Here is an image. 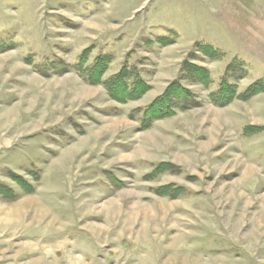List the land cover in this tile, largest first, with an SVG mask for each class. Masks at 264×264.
<instances>
[{
  "label": "rangeland",
  "instance_id": "374dc122",
  "mask_svg": "<svg viewBox=\"0 0 264 264\" xmlns=\"http://www.w3.org/2000/svg\"><path fill=\"white\" fill-rule=\"evenodd\" d=\"M101 56L149 90L112 99ZM187 59L201 106L143 128ZM0 186V264H264V0H0Z\"/></svg>",
  "mask_w": 264,
  "mask_h": 264
},
{
  "label": "trees",
  "instance_id": "16d2710c",
  "mask_svg": "<svg viewBox=\"0 0 264 264\" xmlns=\"http://www.w3.org/2000/svg\"><path fill=\"white\" fill-rule=\"evenodd\" d=\"M198 46L200 47L198 51L202 52L204 56L208 58L217 59L222 56L217 55L219 52L209 45ZM190 58L194 59L196 55H191ZM110 62L111 59L109 56H101L93 66L83 69L81 65H78V68L85 72V78L91 83H104L110 97L122 103L139 99L149 90L150 87L142 79L140 72L136 68L127 66L123 67L109 79L103 81V75L107 71ZM181 71L182 75L179 79L171 82L165 91L156 97L148 106L138 110V112L142 114L141 121L143 128H149L156 120L173 116L177 111H187L201 106L202 103L198 95L186 87L182 83V80L208 86L212 82L209 70L187 59L183 62ZM237 72H245L244 65L240 62L230 63L218 90L210 93L209 98L212 103L218 106H225L237 97L236 86L228 82V77L239 79L241 76H244V73L238 76ZM259 83L260 82L250 85L245 92L238 96L244 99L250 98L259 91V89H257ZM15 180L20 184L26 185L19 176H15ZM3 188L4 187L0 186L1 195H4ZM30 190H33V188Z\"/></svg>",
  "mask_w": 264,
  "mask_h": 264
}]
</instances>
